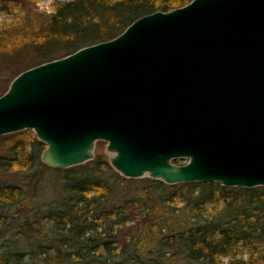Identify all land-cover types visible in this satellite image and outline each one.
<instances>
[{"label":"water","instance_id":"1","mask_svg":"<svg viewBox=\"0 0 264 264\" xmlns=\"http://www.w3.org/2000/svg\"><path fill=\"white\" fill-rule=\"evenodd\" d=\"M24 130L53 169L105 142L126 179L264 187V0H191L21 72L0 136Z\"/></svg>","mask_w":264,"mask_h":264},{"label":"trees","instance_id":"2","mask_svg":"<svg viewBox=\"0 0 264 264\" xmlns=\"http://www.w3.org/2000/svg\"><path fill=\"white\" fill-rule=\"evenodd\" d=\"M190 1H65L42 20L31 17L25 37L10 38L4 33L15 26L13 11L24 0H0V13L12 16L0 23V72L9 73L0 96L21 72ZM12 135L18 139L0 165L30 172L39 182L51 169L40 162L44 144L24 132ZM51 170L58 175L40 191L0 185V264H223L222 258L264 264V187L125 179L100 155ZM38 194L42 201L35 205Z\"/></svg>","mask_w":264,"mask_h":264},{"label":"rangeland","instance_id":"3","mask_svg":"<svg viewBox=\"0 0 264 264\" xmlns=\"http://www.w3.org/2000/svg\"><path fill=\"white\" fill-rule=\"evenodd\" d=\"M65 1H70V0H51V3H49V0H24V4H21L19 2L18 8H16L13 11V16H15V18H16V24L11 30L5 32L4 34L10 38L17 37V36H19V37L24 36L25 37L27 35V32L30 31V28H31V17L37 18L38 20H42L43 17L49 15L52 12L53 7L56 3H62ZM11 18H12V16L0 13V23H2V22L10 23ZM8 77H9V73L7 71L0 72V91H2L4 89V87L8 84L6 82V81H8ZM8 87H9V85H8ZM8 87H7V89H8ZM20 132H24L25 135L27 134L29 136H31V135L34 136V134L31 130H24V131H20ZM12 134H14V133H12ZM12 134L0 136V163L3 162V159L4 160L6 159V157L4 155V151H5L6 147L12 145V143L16 139H18V136H15ZM106 145L107 144L105 142H97L95 144V147H94V157L100 155L109 164V158L111 157V154L107 153ZM184 163H185V161L183 160V162H177L176 164L182 165ZM51 169H53V168H51ZM51 169L45 170L43 173H41L40 180L38 182V180H36L35 178L30 177L31 176L30 172H27L23 169L7 171V170L3 169V167L0 165V185H8V186L19 185L20 188H22L24 190H26L28 188L27 186H29L30 189L37 188V190L40 191L41 186L44 185V181H47V180L53 181L56 178V176L58 175V173L56 171L51 170ZM13 171H16V172H13ZM30 178H31V180H30ZM144 178H147V177H144ZM140 179H143V178H140ZM45 183H47V182H45ZM47 190H49V189H47ZM38 196L39 197L37 198V200L34 201L35 205L37 203H39L40 201H42L41 194L40 195L38 194ZM220 261H221V263L226 264L228 259L222 258Z\"/></svg>","mask_w":264,"mask_h":264},{"label":"clouds","instance_id":"4","mask_svg":"<svg viewBox=\"0 0 264 264\" xmlns=\"http://www.w3.org/2000/svg\"><path fill=\"white\" fill-rule=\"evenodd\" d=\"M49 3H51V0H49ZM53 12L55 11V9L52 10ZM51 14V13H50Z\"/></svg>","mask_w":264,"mask_h":264}]
</instances>
